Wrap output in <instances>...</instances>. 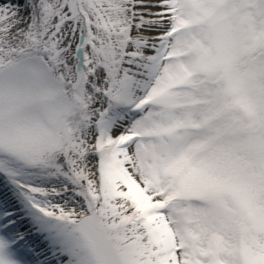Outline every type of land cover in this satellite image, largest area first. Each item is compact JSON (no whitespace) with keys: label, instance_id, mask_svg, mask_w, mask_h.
<instances>
[{"label":"snow or ice","instance_id":"6c2138e0","mask_svg":"<svg viewBox=\"0 0 264 264\" xmlns=\"http://www.w3.org/2000/svg\"><path fill=\"white\" fill-rule=\"evenodd\" d=\"M0 264H264V0H0Z\"/></svg>","mask_w":264,"mask_h":264},{"label":"bare ground","instance_id":"6f19581e","mask_svg":"<svg viewBox=\"0 0 264 264\" xmlns=\"http://www.w3.org/2000/svg\"><path fill=\"white\" fill-rule=\"evenodd\" d=\"M20 2H21V3H23V2H24V0H20Z\"/></svg>","mask_w":264,"mask_h":264}]
</instances>
